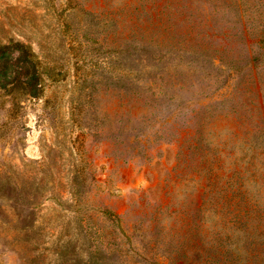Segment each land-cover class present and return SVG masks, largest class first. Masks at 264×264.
I'll list each match as a JSON object with an SVG mask.
<instances>
[{
    "label": "rangeland",
    "instance_id": "374dc122",
    "mask_svg": "<svg viewBox=\"0 0 264 264\" xmlns=\"http://www.w3.org/2000/svg\"><path fill=\"white\" fill-rule=\"evenodd\" d=\"M9 40L0 264H264V0H0Z\"/></svg>",
    "mask_w": 264,
    "mask_h": 264
},
{
    "label": "trees",
    "instance_id": "16d2710c",
    "mask_svg": "<svg viewBox=\"0 0 264 264\" xmlns=\"http://www.w3.org/2000/svg\"><path fill=\"white\" fill-rule=\"evenodd\" d=\"M216 11L219 9H213V13ZM205 37L210 41L216 38L217 43H213L218 47L223 45L225 47L230 41H237L225 31L216 34L206 33ZM244 44L248 46L247 39H244ZM253 62H257V58H251L249 63L253 64ZM42 66L44 65L27 44L12 40L6 44L0 42V94L9 95L12 99H16L17 96L38 98L42 91V75L46 71V68ZM251 69H253L252 66ZM231 76L235 78V81L239 78L238 73ZM258 91L257 89V93Z\"/></svg>",
    "mask_w": 264,
    "mask_h": 264
}]
</instances>
